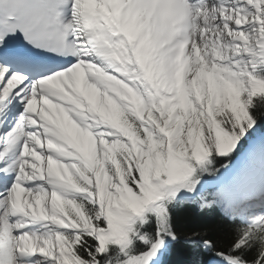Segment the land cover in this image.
<instances>
[{
  "label": "snow or ice",
  "instance_id": "6c2138e0",
  "mask_svg": "<svg viewBox=\"0 0 264 264\" xmlns=\"http://www.w3.org/2000/svg\"><path fill=\"white\" fill-rule=\"evenodd\" d=\"M0 264H264V0H0Z\"/></svg>",
  "mask_w": 264,
  "mask_h": 264
},
{
  "label": "trees",
  "instance_id": "16d2710c",
  "mask_svg": "<svg viewBox=\"0 0 264 264\" xmlns=\"http://www.w3.org/2000/svg\"><path fill=\"white\" fill-rule=\"evenodd\" d=\"M191 223V222H190ZM177 259H180V257L178 256Z\"/></svg>",
  "mask_w": 264,
  "mask_h": 264
}]
</instances>
